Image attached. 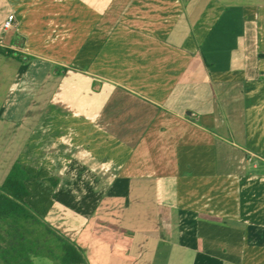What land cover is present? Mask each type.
I'll use <instances>...</instances> for the list:
<instances>
[{"label":"crops","instance_id":"0c3cea01","mask_svg":"<svg viewBox=\"0 0 264 264\" xmlns=\"http://www.w3.org/2000/svg\"><path fill=\"white\" fill-rule=\"evenodd\" d=\"M0 47V184L20 163L81 249L98 220L96 264L144 255L108 218L137 193L166 223L150 264H264V0H0Z\"/></svg>","mask_w":264,"mask_h":264},{"label":"trees","instance_id":"16d2710c","mask_svg":"<svg viewBox=\"0 0 264 264\" xmlns=\"http://www.w3.org/2000/svg\"><path fill=\"white\" fill-rule=\"evenodd\" d=\"M0 54L11 56L12 51L0 47ZM55 68L56 75L67 71ZM31 177L15 162L0 184V264H87L82 249L28 205Z\"/></svg>","mask_w":264,"mask_h":264},{"label":"rangeland","instance_id":"374dc122","mask_svg":"<svg viewBox=\"0 0 264 264\" xmlns=\"http://www.w3.org/2000/svg\"><path fill=\"white\" fill-rule=\"evenodd\" d=\"M9 74H4V78L1 77V81H5V79H8ZM2 91H0L1 94ZM23 132L27 133L25 130H23ZM16 133L11 134L10 129L7 130L6 135L3 136V141L9 140V136L14 135ZM18 137L21 138V131L20 133H18ZM248 163H249V167L248 168V172H253L254 170V164H256V168L255 170H263L264 166H262V164L260 163V160L258 159H253L251 156V159H248ZM138 184H133L132 185V190L133 189H137ZM138 193L135 195H133V199L130 201L129 205H124L123 202L119 203L116 206V210L114 217L110 216L108 218H110V221H114L116 219V216H119L117 218L121 219L124 221V224L127 225H132V227H139L140 228H144L147 229V231L145 233L142 232H138L136 234V236L134 237H125V235L120 234L121 238L119 239V243L116 245V248L118 249H125L124 246L126 244V241L131 242V250H133L134 252L139 251L140 248L143 249L142 251L144 252V255L138 260V263H131V264H150L151 261V253L153 252L154 249V243H155V238L154 236H156L157 232V228H159V225H164L166 223L159 221L158 217L156 215V212H158L159 210L156 209L154 202L151 201L152 199H150L148 196L143 197L142 199L137 198ZM101 219H106L107 218V212H104V216L103 213L100 216ZM102 224H100L97 221H92V223H90L89 227H87L85 229V231L82 234V239L84 240V242L86 241V245H84L85 243H80V246L82 247V251L86 257L87 260V264H96L95 263V259H94V255L96 250L99 252L102 249H104V244L98 242L97 240H99V237H104L106 235H111L112 233L110 232H105L104 230H102ZM99 226V228H98ZM98 228V230H97ZM93 234L96 236V239L94 238ZM144 234H149L150 238L148 240L147 243L142 244L141 242V237ZM141 250V249H140ZM189 255H187V258L184 260V264L186 262L189 261ZM109 257H106L105 254L102 253L101 255V260H103L104 262H108L111 260V264H123L122 259L117 258V257H111V259H108ZM108 259V260H106ZM45 262H49V260H45Z\"/></svg>","mask_w":264,"mask_h":264},{"label":"built area","instance_id":"2783aa9c","mask_svg":"<svg viewBox=\"0 0 264 264\" xmlns=\"http://www.w3.org/2000/svg\"><path fill=\"white\" fill-rule=\"evenodd\" d=\"M15 16L14 14H9L6 18V20L3 23L4 28L10 29L13 27V22H14Z\"/></svg>","mask_w":264,"mask_h":264},{"label":"water","instance_id":"95a60500","mask_svg":"<svg viewBox=\"0 0 264 264\" xmlns=\"http://www.w3.org/2000/svg\"><path fill=\"white\" fill-rule=\"evenodd\" d=\"M186 114L189 116H192V112H187Z\"/></svg>","mask_w":264,"mask_h":264}]
</instances>
